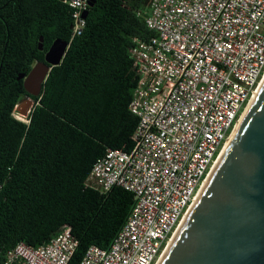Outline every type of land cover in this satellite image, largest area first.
<instances>
[{"label": "built area", "instance_id": "2783aa9c", "mask_svg": "<svg viewBox=\"0 0 264 264\" xmlns=\"http://www.w3.org/2000/svg\"><path fill=\"white\" fill-rule=\"evenodd\" d=\"M61 1L80 35L90 0ZM143 19L154 34L130 50L133 147L107 149L84 181L134 203L109 247L91 245L80 264L158 263L264 74V0H151ZM77 247L64 226L38 247L18 243L1 264H69Z\"/></svg>", "mask_w": 264, "mask_h": 264}, {"label": "trees", "instance_id": "16d2710c", "mask_svg": "<svg viewBox=\"0 0 264 264\" xmlns=\"http://www.w3.org/2000/svg\"><path fill=\"white\" fill-rule=\"evenodd\" d=\"M91 1L72 37V10L61 0H0V264L18 243L38 247L64 226L78 241L69 264H80L91 245L109 247L131 212L130 192L102 195L84 181L107 149L133 147L130 50L154 34L143 19L151 0ZM57 39L69 43L61 64L41 96H29L30 113L15 118L28 95L17 77Z\"/></svg>", "mask_w": 264, "mask_h": 264}, {"label": "water", "instance_id": "95a60500", "mask_svg": "<svg viewBox=\"0 0 264 264\" xmlns=\"http://www.w3.org/2000/svg\"><path fill=\"white\" fill-rule=\"evenodd\" d=\"M68 47L55 40L44 61L17 77L28 94L15 107L22 117ZM161 264H264V83Z\"/></svg>", "mask_w": 264, "mask_h": 264}, {"label": "bare ground", "instance_id": "6f19581e", "mask_svg": "<svg viewBox=\"0 0 264 264\" xmlns=\"http://www.w3.org/2000/svg\"><path fill=\"white\" fill-rule=\"evenodd\" d=\"M263 83H264V74H263V76H262L260 82L258 83V86H257L255 92L253 93L251 99L249 100L247 106L245 107V110L243 111L242 115L240 116L239 120L237 121V123H236V125H235L233 131L231 132V134L229 135V137H228L227 140L225 141V143H224V145H223V147H222V149H221V152H220V154L218 155L217 160H216V162H215V164H214L212 170L210 171L208 177L206 178V180L204 181V183H203V185H202V188L200 189V192L198 193V195H197L196 198L194 199V202H193V204L190 206L188 212L185 214L184 219L182 220V222H181V224L179 225L178 229L175 231V233L173 234L172 238L169 240L168 246H167L166 250L164 251V253L162 254V256L160 257V259H159V261H158L157 264H161V262H162V260H163V258H164V256H165V254H166V252L168 251V249H169L170 246L172 245L173 241L175 240L176 236L178 235L179 231L181 230V228H182L183 224L185 223V220L187 219V217H188L190 211L192 210L193 206H194L195 203L197 202L199 196L201 195V192H202L203 189L205 188V186H206L207 182L209 181V179H210L212 173L214 172L215 168L217 167V164H218L220 158L222 157V155L224 154V152H225V150L227 149L228 145L230 144V142H231V140H232V138H233V136H234L236 130L238 129V127H239L241 121L243 120V118H244V116H245L247 110L249 109L250 105L252 104V102H253V100H254L256 94L258 93V91H259V89H260V87L262 86Z\"/></svg>", "mask_w": 264, "mask_h": 264}, {"label": "rangeland", "instance_id": "374dc122", "mask_svg": "<svg viewBox=\"0 0 264 264\" xmlns=\"http://www.w3.org/2000/svg\"><path fill=\"white\" fill-rule=\"evenodd\" d=\"M19 116V115H18ZM22 119L21 120H23V118H25V117H22V116H20Z\"/></svg>", "mask_w": 264, "mask_h": 264}]
</instances>
